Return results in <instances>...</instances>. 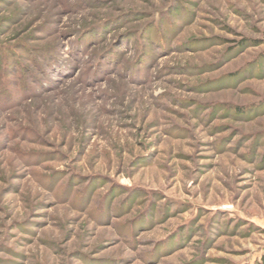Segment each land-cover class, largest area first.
<instances>
[{
	"label": "rangeland",
	"instance_id": "1",
	"mask_svg": "<svg viewBox=\"0 0 264 264\" xmlns=\"http://www.w3.org/2000/svg\"><path fill=\"white\" fill-rule=\"evenodd\" d=\"M0 264H264V0H0Z\"/></svg>",
	"mask_w": 264,
	"mask_h": 264
}]
</instances>
